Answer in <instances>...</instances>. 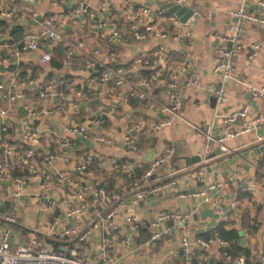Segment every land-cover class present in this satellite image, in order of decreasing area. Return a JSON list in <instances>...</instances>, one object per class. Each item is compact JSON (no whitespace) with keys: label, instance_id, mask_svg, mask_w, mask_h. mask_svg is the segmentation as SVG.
Returning a JSON list of instances; mask_svg holds the SVG:
<instances>
[{"label":"crops","instance_id":"0c3cea01","mask_svg":"<svg viewBox=\"0 0 264 264\" xmlns=\"http://www.w3.org/2000/svg\"><path fill=\"white\" fill-rule=\"evenodd\" d=\"M176 1L59 0L57 6H52L47 0L28 3L0 0V66L3 68L0 85L24 94L23 99L8 103L0 91V110L8 113L0 119L5 129L0 145L6 143L13 150L24 149L28 147L24 133L40 128L41 146L36 149L31 165L38 172L48 171L53 176L66 174L74 183L60 187L52 184L49 190H42L37 179L15 195V185L0 180V236L3 229L10 228L12 248L25 245L31 235L54 251L68 245L58 244L60 241L49 231L52 221L58 220L63 228L84 230L97 214L112 205L114 193L126 191L130 179L141 182L148 166L165 148H172L173 158L150 179L152 184L169 180L172 185L137 206L126 201L110 222L95 229L91 238L79 246L85 257L97 259L99 246L109 230L111 250L118 256L114 264H191L180 255L181 238L185 236L195 242L198 238L219 237L218 231L222 230L238 233L239 245L249 251L250 264H255L264 240V141L257 140L264 128V94L254 97L252 89L264 86V28L245 29L232 79L213 73V68L223 47L222 38L236 21L234 12L242 5L247 12L264 16V9L259 6L264 0H192L184 6L194 12L195 19L181 23L176 18L177 23L173 24L168 19L173 14L161 6ZM142 5L148 6L151 14L139 26L145 38L138 41L130 24ZM79 6L84 9L75 17L73 12ZM13 7H25L37 16L35 20L17 14L7 17ZM33 21L34 24L29 23ZM48 25L62 33L64 44L55 45L45 36ZM146 26L150 27L149 31H145ZM31 40L37 44V50H23ZM252 44L260 45V50L249 59ZM44 51L50 52L52 59L40 64L39 57ZM140 56L155 61L158 73L153 74L154 68L132 70L131 64ZM91 62L94 68L99 66L97 71L86 70V63ZM106 67L122 70L125 81L116 85V76L103 80ZM145 71L151 74L146 77ZM172 74L176 76L173 94L180 102V109L171 126L152 134V127L165 114L147 111L145 101L130 93L137 89L140 80L153 77L151 87L145 91L152 101L166 105L167 83ZM190 74L196 75V85L187 84ZM59 80L64 84H58ZM49 83L54 84L51 95L40 98V90ZM87 86L90 92H86ZM220 89L225 102L216 98ZM75 92L81 93L79 99H75ZM243 106L249 108L248 119L225 122ZM34 112L39 116L34 118ZM253 117H260L262 123L252 132L226 140L221 146L212 145L209 156L213 157L202 163L200 158L206 144L203 131L207 126L220 137L250 125ZM71 126L85 127L86 134L67 132ZM128 135L135 142V150L124 141ZM97 137L109 139L110 144L96 141ZM50 156L54 157L52 161ZM86 156L90 162L86 171L79 173L77 167ZM29 173L28 167L16 171L20 175ZM79 185L88 188L84 208L80 215L70 216L68 211L77 203L72 195L78 193ZM209 185L216 187L208 193V203L193 196ZM96 187L102 188L106 196L94 199L91 191ZM162 212L186 215V218L181 226L173 220L152 226ZM5 216H12L15 224L1 221ZM128 218L135 219V230L128 224ZM155 233L160 236L152 240ZM126 238L130 241L127 246ZM144 238L148 240L140 244ZM141 250L146 253L142 254ZM221 252L213 246L209 250L211 261L222 260Z\"/></svg>","mask_w":264,"mask_h":264},{"label":"built area","instance_id":"2783aa9c","mask_svg":"<svg viewBox=\"0 0 264 264\" xmlns=\"http://www.w3.org/2000/svg\"><path fill=\"white\" fill-rule=\"evenodd\" d=\"M23 3H28L32 0H22ZM52 6H57L59 0H47ZM192 0H177L175 4L184 6L189 4ZM260 8L264 9V1L259 2ZM83 7L79 6L73 14L77 17L78 13L83 11ZM19 15L21 18L35 20L37 14L35 12L26 10L25 7L16 8L13 7L6 16ZM72 14V15H73ZM151 14V9L142 5L138 12L135 14V17L132 18V22L130 24V30L132 31L136 40L141 41L145 38L142 31H140L139 26L143 23L145 18H148ZM236 19L235 23L230 27L228 34L222 38L223 47L218 51V61L213 68V73H217L222 75L223 78L232 79L234 70H235V57L241 50L240 38L244 34L245 29L248 26L251 27H260L264 28V16H257L252 13L246 11V9L241 5L237 8V10L233 14ZM169 21L173 24L177 23L176 17L170 16ZM104 24H100V27H103ZM150 27H145V31H149ZM45 36L53 42L55 45L64 44L65 38L62 33L58 32L56 27L52 25H48L45 30ZM113 36H117V33H113ZM164 37V36H163ZM30 49L32 51L37 50V44L34 41H30V43L26 44L23 47V50ZM260 50V45L252 44L250 46V55L249 59H253L258 51ZM52 57L50 52L44 51L41 53L39 57L40 64H46L51 61ZM94 63H86V70L93 71ZM154 68L153 74H157L159 70L156 69V63L153 60H148L144 58V56H140V58L136 59L135 62L131 64V69L136 70L137 68ZM156 69V70H155ZM109 76H116V85H121L123 81H125V77L122 73V70L116 69L112 70L110 68H105V71L102 74V79H106ZM153 77H149L146 79L140 80L137 89L134 92L130 93V96H136L140 100L145 101V108L147 111H159L160 113L165 114V118L158 123H156L152 129V134L162 130L166 127H169L173 124L175 117L178 114L180 109V102L178 98L173 94V91L176 87V76L170 75L167 87L169 90L168 95V103L166 105H158L156 102L152 101L146 93V89L150 88L152 85ZM14 82V75L11 77V84ZM188 85H196L198 79L196 75L190 74L186 80ZM58 84L63 85L64 82L62 80L58 81ZM53 83H49L46 88L41 89L39 92L40 98H45L51 95V89L53 88ZM91 88L89 86L86 87V92H90ZM0 91L2 99H4L8 103H12L17 99H23V93H14L13 91L4 88L0 85ZM252 94L254 97H258L264 94V86L259 89H252ZM81 96L80 92H75V99H79ZM216 98L218 102H225L226 97L223 90L216 91ZM8 113L6 111L0 110V119L7 117ZM49 115V114H47ZM32 116L38 117L37 113H32ZM249 117V108L247 106L241 107L236 113L227 118L226 123L232 122L235 119H243L246 120ZM262 123V119L260 117H253L250 120V125H243L239 130L234 132H228L224 134V136L216 137L213 134L211 126H207L204 131L205 137V147L201 154L200 160L202 163L206 162L207 158L210 155L211 146L218 145L221 146L224 144L226 140L234 138L235 136L242 135L248 132H252L255 129V126ZM4 127L0 124V140L1 133L4 131ZM67 132L72 134H78L80 136H84L86 134L85 127H77L71 126L66 129ZM132 129L130 130L131 133ZM24 140L27 142L28 147L20 150H13L6 143L0 145V180L1 181H11L15 187L16 192L15 195H19L21 188L23 186L28 185V183L35 182V180L39 179L42 190H49L52 187V184L57 186H65L74 184L71 177L66 174H55L51 175L48 171L38 172L31 165V162L34 158V154L37 148L41 146V130L40 128L34 127L24 133ZM258 142L264 141V128L262 129V134L257 137ZM96 141L103 143L105 145L110 144L109 139H105L102 137H97ZM126 144L131 150L136 149V145L134 140L128 135L125 137ZM58 145L63 146L64 144L61 141H56ZM174 151L172 148H165L162 154L156 158L146 169L144 172L141 182L138 180H129L127 184L126 191L123 193H114L111 196L112 205L105 211L97 214V216L93 219L92 223L89 224L87 228L82 231H78L76 229H69L61 227L58 220H54L49 225V231L57 237L59 241L63 240H71L74 242L73 245H65L59 246L57 251L49 249L45 245H41L37 236L31 235L29 237V241L25 245L18 246L16 248H12L9 243L10 238V228H5L2 231L0 236V264H114L117 260V254L111 250V240L110 235L111 231L107 230L105 233L106 238L102 241L101 245L98 249V257L96 260H90L85 257V254L81 251L80 245L86 242L91 238L92 232L95 229H98L102 225L110 222L116 215L119 208H122L127 201L131 206H137L140 202L145 200L150 196H154L163 192L165 189H168L171 185V181L162 182L159 184L150 183L151 177L154 175L156 170L170 161L173 158ZM53 156L49 157V161L53 160ZM90 162V157L86 156L83 161L77 167V171L79 173H84L86 171V167ZM23 167H28L29 175H20L15 172ZM125 172L128 177H130V173L128 172V168H125ZM216 185H209L204 189H200L198 192H195L193 196L198 197L204 203H208L210 201V196L208 193L214 190ZM79 191L77 194L72 195V198L77 201L76 204L68 211V215L76 216L80 215L85 202V197L88 194V188L86 186H78ZM91 196L94 199H98L100 197L106 196L105 191L96 187L91 191ZM51 206L54 205V201L49 202ZM236 204L233 203L232 207H235ZM218 209V206H215ZM186 218V215L175 214V213H166L162 212L158 214L155 218V221L152 223V226L158 225L160 222H164L167 220L176 221L179 226L183 224V220ZM1 221L6 222L8 224H15V219L12 216H5L1 218ZM134 218H128L127 222L130 227L135 230ZM160 234L155 233L151 238L152 240L158 239ZM125 245L127 246L130 241L129 239H125ZM217 246L218 249L224 250L229 249V242L222 240L221 238L208 237V238H198L195 242L190 241L187 237L183 236L180 240V255L181 257L190 262L191 264H208L211 259L209 256V250L213 246ZM260 254L257 257L255 264H264V240L260 245ZM197 252V254H196ZM223 259L226 261V264H247L244 256L237 255L232 256L221 252Z\"/></svg>","mask_w":264,"mask_h":264},{"label":"trees","instance_id":"16d2710c","mask_svg":"<svg viewBox=\"0 0 264 264\" xmlns=\"http://www.w3.org/2000/svg\"><path fill=\"white\" fill-rule=\"evenodd\" d=\"M140 30V29H139ZM141 31V30H140ZM151 74L150 71H145L144 75L147 77ZM16 175V172H15ZM219 237L223 240L229 241L230 248L229 249H224L222 252L232 255V256H237V255H243L246 259L247 264H250L249 262V251H247L245 248H242L239 243H238V233L235 231H229V232H224L222 230L218 231ZM208 238V237H205ZM59 243H66L68 245H73L74 242L71 240H63L58 242ZM57 246V245H56ZM208 264H226V261L224 259L218 260V261H210Z\"/></svg>","mask_w":264,"mask_h":264},{"label":"water","instance_id":"95a60500","mask_svg":"<svg viewBox=\"0 0 264 264\" xmlns=\"http://www.w3.org/2000/svg\"><path fill=\"white\" fill-rule=\"evenodd\" d=\"M162 10H167L169 13L173 14L176 18L179 19V21L181 23H186L188 20H190L192 17L193 19H195L196 15L194 14V12L192 10H190L188 7L185 6H181V5H177V4H164L163 6H161ZM83 16H80V19H82ZM40 20V18L37 19V21ZM75 20H77V18H75ZM30 24H34L35 21L33 22H29ZM99 66H96L94 68V70H98ZM0 71H3V68L0 66ZM94 103V102H93ZM98 103V102H95ZM85 105V104H83ZM0 123H2V121L0 120ZM220 154V153H218ZM213 156H209L207 159L211 158ZM221 167H223L222 165H220ZM216 167V166H215ZM214 167V168H215ZM6 185L10 184V181H8L7 183H5ZM241 243H244V240L241 241Z\"/></svg>","mask_w":264,"mask_h":264},{"label":"rangeland","instance_id":"374dc122","mask_svg":"<svg viewBox=\"0 0 264 264\" xmlns=\"http://www.w3.org/2000/svg\"><path fill=\"white\" fill-rule=\"evenodd\" d=\"M147 240H148V239L144 238V239L140 240L139 243H140V244H144ZM141 251H142V250H141ZM144 252L146 253V251H142V254H143Z\"/></svg>","mask_w":264,"mask_h":264}]
</instances>
